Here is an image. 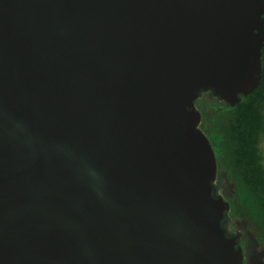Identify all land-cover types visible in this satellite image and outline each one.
Instances as JSON below:
<instances>
[{"label": "water", "instance_id": "obj_1", "mask_svg": "<svg viewBox=\"0 0 264 264\" xmlns=\"http://www.w3.org/2000/svg\"><path fill=\"white\" fill-rule=\"evenodd\" d=\"M263 47L264 0H0V264H244L196 102Z\"/></svg>", "mask_w": 264, "mask_h": 264}, {"label": "trees", "instance_id": "obj_2", "mask_svg": "<svg viewBox=\"0 0 264 264\" xmlns=\"http://www.w3.org/2000/svg\"><path fill=\"white\" fill-rule=\"evenodd\" d=\"M262 51L263 71L259 87L244 96L235 107L224 103L223 106H212L207 119L215 126L213 134L223 137L221 143L225 146L230 145L229 149L222 148V154L233 163L230 173L235 172L242 183L238 214L243 216L246 210L252 215L264 236V164L258 147L264 130V47ZM225 112L231 116L228 126L221 128L220 120Z\"/></svg>", "mask_w": 264, "mask_h": 264}, {"label": "flooded vegetation", "instance_id": "obj_3", "mask_svg": "<svg viewBox=\"0 0 264 264\" xmlns=\"http://www.w3.org/2000/svg\"><path fill=\"white\" fill-rule=\"evenodd\" d=\"M209 93L210 92H206L202 96H204V95L206 96ZM200 98L198 100H200ZM198 100H197V102H198ZM201 113H202V111H201ZM210 125L212 127L214 126L211 123H210ZM208 127H209V129H208ZM201 128L203 129V131L208 136V138H209V140H210V142H211V144L215 150L216 156H217L218 175H217V179L215 182V187L218 191V194L222 195L225 198V200L230 203V211L228 213V219L226 220V227L228 228V230L230 231V233L232 235H234V236L236 235L239 238V242L243 248L244 255H245L244 264H264V258L262 259V257H264V243L260 242V240H257V238H256L257 234H258L255 230L256 226L254 228L251 220L243 219V218L239 219L238 215H234V216L232 215L233 208L236 206V203L234 204V202H233L234 201L233 198L235 195L234 192L237 190V185L235 183H229L228 177H226V176H225L224 180L219 179V172L226 171V173L228 175V173L231 172L230 167L233 166V163L230 162L228 157H225L222 154V148L226 147V149H229L230 145L225 146L224 143H221V140L223 139V137L217 136L215 134V132L213 134V131L210 129V126H208L204 120L203 113H202ZM225 162L227 163V166L225 165ZM235 210H236V213L239 212V209L237 206L235 207ZM241 217H243V216L241 215ZM240 226H241V228H240ZM251 227H252V229H251ZM256 254H258V255H256ZM259 256H261V258Z\"/></svg>", "mask_w": 264, "mask_h": 264}, {"label": "rangeland", "instance_id": "obj_4", "mask_svg": "<svg viewBox=\"0 0 264 264\" xmlns=\"http://www.w3.org/2000/svg\"><path fill=\"white\" fill-rule=\"evenodd\" d=\"M196 104L198 106L197 108L202 111L206 124L208 126H210V129L213 131L214 128L208 122L209 120L207 119V116L211 112L212 106H216V105L223 106V102L220 101L219 99H217L212 93H209L206 96L205 95L201 96L200 100H198V102ZM230 116H231L230 113H228V112L224 113L222 119L220 120V122L222 123V127L221 128H224V127L228 126V123H229L228 118H230ZM208 129H209V127H208ZM258 147H259V151H260V154H261V157H262V163L264 164V130L261 133ZM225 165L227 166L226 162H225ZM225 176L228 177L229 183H235L237 185V190L234 192L235 195H234V198H233L234 199L233 202H234V204L236 203V206H238L237 203L239 202V191L241 190V188H243L242 187V183H240V181L236 178L235 172L234 173H228V175H227L226 171L219 172V179L220 180H224ZM235 207L233 208L232 215L233 216L234 215H238L239 219L243 218V219L251 220L252 223H253L254 228L256 226L255 230L258 233V234L256 233L257 234V237H256L257 240H260V242L264 243V236H263L262 233L259 232L258 226H257V224H255L256 222L254 221L255 219L252 218L253 216L252 215L251 216L248 215V213H246L247 211L245 210V212H244L245 215H243V217H241L240 214L236 213L237 209L235 210ZM240 228H241V226H240ZM251 229H252V227H251ZM261 236H262V238H261ZM258 254H256V255H258ZM259 257L261 258V256H259ZM263 258L264 257H262V259Z\"/></svg>", "mask_w": 264, "mask_h": 264}]
</instances>
